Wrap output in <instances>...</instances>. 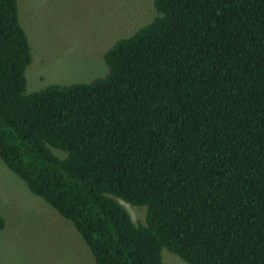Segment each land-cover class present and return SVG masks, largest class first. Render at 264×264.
Wrapping results in <instances>:
<instances>
[{"label":"trees","instance_id":"16d2710c","mask_svg":"<svg viewBox=\"0 0 264 264\" xmlns=\"http://www.w3.org/2000/svg\"><path fill=\"white\" fill-rule=\"evenodd\" d=\"M152 7L104 77L27 94L30 45L0 0V160L95 264H264V0Z\"/></svg>","mask_w":264,"mask_h":264},{"label":"rangeland","instance_id":"374dc122","mask_svg":"<svg viewBox=\"0 0 264 264\" xmlns=\"http://www.w3.org/2000/svg\"><path fill=\"white\" fill-rule=\"evenodd\" d=\"M152 2L16 0L18 21L32 55L25 71L26 93L104 77V54L152 19ZM0 168L11 173L1 160ZM6 190L0 173V215L5 222L0 264H95L72 225L42 199L27 188V192L20 189V199L7 197ZM120 204L134 223L143 221L144 208ZM161 256L163 264H187L167 250Z\"/></svg>","mask_w":264,"mask_h":264},{"label":"crops","instance_id":"0c3cea01","mask_svg":"<svg viewBox=\"0 0 264 264\" xmlns=\"http://www.w3.org/2000/svg\"><path fill=\"white\" fill-rule=\"evenodd\" d=\"M8 170V169H7ZM0 173H1V178L4 181V184L6 185V196L7 197H12L15 199H20V189H23L25 192H27L26 190V186H23V184H21V182H18L19 180H17L16 176H13V173H8L5 172L3 170V168H0ZM16 179V180H14Z\"/></svg>","mask_w":264,"mask_h":264}]
</instances>
